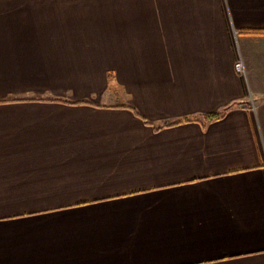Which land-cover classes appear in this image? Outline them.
<instances>
[{
  "label": "crops",
  "instance_id": "1",
  "mask_svg": "<svg viewBox=\"0 0 264 264\" xmlns=\"http://www.w3.org/2000/svg\"><path fill=\"white\" fill-rule=\"evenodd\" d=\"M0 264H264V0H0Z\"/></svg>",
  "mask_w": 264,
  "mask_h": 264
},
{
  "label": "trees",
  "instance_id": "2",
  "mask_svg": "<svg viewBox=\"0 0 264 264\" xmlns=\"http://www.w3.org/2000/svg\"><path fill=\"white\" fill-rule=\"evenodd\" d=\"M128 108H130V107H128ZM131 109H133V108H131ZM220 117V114H213V115H208L207 117H206V119L207 120H214V119H217V118H219ZM182 121H177V122H174V123H169V124H166L165 126H173V125H176V124H179V123H181Z\"/></svg>",
  "mask_w": 264,
  "mask_h": 264
},
{
  "label": "built area",
  "instance_id": "3",
  "mask_svg": "<svg viewBox=\"0 0 264 264\" xmlns=\"http://www.w3.org/2000/svg\"><path fill=\"white\" fill-rule=\"evenodd\" d=\"M235 68L238 72H243L244 70V67H243V63L242 61H238L236 64H235Z\"/></svg>",
  "mask_w": 264,
  "mask_h": 264
}]
</instances>
